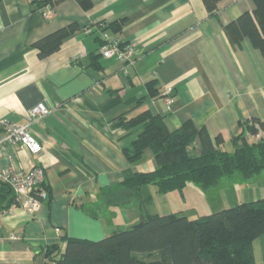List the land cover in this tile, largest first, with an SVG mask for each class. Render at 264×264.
I'll list each match as a JSON object with an SVG mask.
<instances>
[{
  "label": "crops",
  "instance_id": "crops-1",
  "mask_svg": "<svg viewBox=\"0 0 264 264\" xmlns=\"http://www.w3.org/2000/svg\"><path fill=\"white\" fill-rule=\"evenodd\" d=\"M229 1L209 13L202 0H92L88 9L76 0L42 8L0 0V119L24 124L35 106L46 112L32 126L42 151L6 147L0 171L41 167L48 192L32 205L17 202L0 184V264H45L49 246L63 251V235L98 240L158 214L146 206L141 214L135 205L160 197L155 185L138 191L122 185L157 164L149 149L134 162L125 158L123 150L141 129L117 126L119 117L150 109L164 116L169 130L189 122L205 129L213 143L221 134L227 151L242 122L256 118L264 124V57L248 39L231 43L223 29L252 10V0ZM119 20L120 32L96 25ZM72 22L78 30L40 57L34 42ZM102 34L131 44L132 61L103 58ZM151 80L160 92L170 89L169 107L148 95ZM190 148L200 151L197 139Z\"/></svg>",
  "mask_w": 264,
  "mask_h": 264
},
{
  "label": "trees",
  "instance_id": "trees-1",
  "mask_svg": "<svg viewBox=\"0 0 264 264\" xmlns=\"http://www.w3.org/2000/svg\"><path fill=\"white\" fill-rule=\"evenodd\" d=\"M26 1L35 8L53 6L58 2ZM76 1L84 9L92 4V0ZM202 2L209 13L219 11L230 3L229 0ZM96 25L102 31L111 28L113 32H120L123 20L106 28L102 22ZM78 28V23L72 22L35 41L38 55L45 58L56 52L63 39ZM223 29L231 43L240 45L242 40L248 39L264 57V0H252V10L242 12L224 24ZM147 91L150 97H162L156 80L147 83ZM142 101L143 98H139L137 103ZM116 125L124 129H141L130 147L123 150L129 162L140 159L143 152L149 149L157 164L153 171L137 172L122 181V185L132 191L147 185H155L160 194L181 192L188 185L210 189L222 179L237 173L244 179H250L264 171V140L249 141L244 135L245 132L254 134L257 128H264V124L256 118L240 124L239 133L231 138L232 151L222 147L224 139L221 134L215 137L213 143L205 129H197L189 122L169 130L164 116L150 109L121 116ZM196 139L200 146L198 153L190 148ZM0 184L7 186L2 182ZM42 186L44 182L31 190L37 201L43 200L40 197ZM262 234L264 197H257L194 218L176 212L146 216L137 225L113 230L98 240L63 235V251L60 252L58 244H53L44 251V256L45 264H255L253 241ZM156 252L158 259L148 260L135 255L151 256Z\"/></svg>",
  "mask_w": 264,
  "mask_h": 264
},
{
  "label": "rangeland",
  "instance_id": "rangeland-1",
  "mask_svg": "<svg viewBox=\"0 0 264 264\" xmlns=\"http://www.w3.org/2000/svg\"><path fill=\"white\" fill-rule=\"evenodd\" d=\"M233 178L226 179V183L222 179L216 187L210 189L188 185L181 192L174 191L169 195L167 193L154 197L147 205L141 201L135 202V205L141 214H143V207L146 206V209L152 213L176 212L179 215L194 218L229 208L239 202L252 200L254 197H264V171L258 177L250 179H244L239 173ZM134 201L130 199V203ZM142 217L145 218L144 215ZM138 222L139 220L122 228L133 227ZM135 255L148 260L159 258L157 252L151 256L142 253ZM253 255L255 264H264V234L253 241Z\"/></svg>",
  "mask_w": 264,
  "mask_h": 264
},
{
  "label": "built area",
  "instance_id": "built-area-1",
  "mask_svg": "<svg viewBox=\"0 0 264 264\" xmlns=\"http://www.w3.org/2000/svg\"><path fill=\"white\" fill-rule=\"evenodd\" d=\"M99 54L106 59H117L125 62H131L134 58V48L131 44L124 43L116 36L107 34L101 35V44ZM170 89L162 90V98L169 107L172 103L170 98ZM46 115V112L39 106L30 110L29 121L24 124H15L6 119H0V157L6 147L21 145L33 154H39L42 151V143L32 134V126ZM245 137L249 141L264 140V128H257L254 134L245 132ZM44 181V171L41 167H34L28 172L22 170H4L0 171V182L5 183L13 192L15 200L18 202L29 200L32 205L36 199L31 195L33 188H38ZM41 199L48 197L46 189L40 190Z\"/></svg>",
  "mask_w": 264,
  "mask_h": 264
},
{
  "label": "water",
  "instance_id": "water-1",
  "mask_svg": "<svg viewBox=\"0 0 264 264\" xmlns=\"http://www.w3.org/2000/svg\"><path fill=\"white\" fill-rule=\"evenodd\" d=\"M141 221H143V217L142 216L139 218V222L138 223H140Z\"/></svg>",
  "mask_w": 264,
  "mask_h": 264
}]
</instances>
